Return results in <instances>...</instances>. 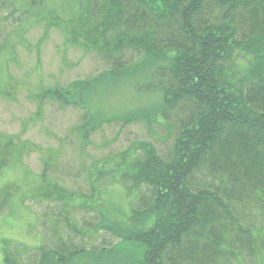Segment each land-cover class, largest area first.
Returning <instances> with one entry per match:
<instances>
[{"label":"trees","instance_id":"obj_1","mask_svg":"<svg viewBox=\"0 0 264 264\" xmlns=\"http://www.w3.org/2000/svg\"><path fill=\"white\" fill-rule=\"evenodd\" d=\"M46 10V0H0L7 34L0 57L13 55L16 27L45 18L107 69L42 89L38 113L44 102L82 110L83 143L113 123L164 125L173 139L165 155L144 141L96 160L87 192L51 174L57 154L48 156L30 191L47 206L42 227L50 230L36 264H241L264 257V0H79L66 18ZM122 87L148 102L112 111L106 103ZM27 147L0 132V175L23 167ZM110 181L131 199L126 218L108 200ZM88 212L97 219L88 220ZM4 253L6 264H18Z\"/></svg>","mask_w":264,"mask_h":264},{"label":"rangeland","instance_id":"obj_2","mask_svg":"<svg viewBox=\"0 0 264 264\" xmlns=\"http://www.w3.org/2000/svg\"><path fill=\"white\" fill-rule=\"evenodd\" d=\"M78 1L46 0V11H55L66 18L73 3ZM47 24L50 23L43 18L34 23L28 20L21 29H18L20 26L16 27L20 37L12 36L16 37L13 55L4 52L0 57V71H3L1 65L4 59L7 60L6 70L11 77L9 97L0 94V132L12 135L16 141L29 146L23 156V167L3 171L0 175V202L5 198L9 201L0 210V264H6L5 249L18 260V264L37 263L35 251L50 230L42 227L47 206L37 205L31 199L30 191L35 190V176L42 173L43 163L48 156L57 154V166L51 174H58L68 189L87 192L88 169L96 160L111 158L144 141L153 143L159 153L165 155L173 139V134L164 125L154 124L148 128L141 122L126 127L113 123L93 133L90 141L83 143L77 132L82 124V110L44 102L38 113V94L42 89L66 86L75 80L94 77L107 69L93 54H86L69 45L60 28H49ZM5 27L10 29L9 24ZM6 36L5 28H2L0 43ZM2 78L6 80L5 73ZM110 97L106 105L112 111L148 102L136 99L140 96L125 87ZM168 123L172 124L173 121ZM106 186L108 200L120 210L115 214L124 213L123 218H126L131 199L124 187L111 181ZM86 218L96 220L97 213L88 212ZM103 238L108 242L114 240L108 235H103ZM100 240H96L94 245L100 246ZM243 260L241 264H264L262 256L250 263Z\"/></svg>","mask_w":264,"mask_h":264}]
</instances>
